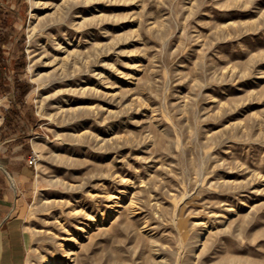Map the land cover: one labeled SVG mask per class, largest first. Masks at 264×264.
<instances>
[{
  "label": "rangeland",
  "instance_id": "374dc122",
  "mask_svg": "<svg viewBox=\"0 0 264 264\" xmlns=\"http://www.w3.org/2000/svg\"><path fill=\"white\" fill-rule=\"evenodd\" d=\"M11 186L27 264H264V0H0Z\"/></svg>",
  "mask_w": 264,
  "mask_h": 264
},
{
  "label": "crops",
  "instance_id": "0c3cea01",
  "mask_svg": "<svg viewBox=\"0 0 264 264\" xmlns=\"http://www.w3.org/2000/svg\"><path fill=\"white\" fill-rule=\"evenodd\" d=\"M24 178L25 176L21 175L17 181L22 183ZM4 209L6 207L0 205V212ZM10 212L11 218L6 216L0 220V264H27L25 224L21 215L22 210L19 211L18 216H13L17 211L15 191L12 186Z\"/></svg>",
  "mask_w": 264,
  "mask_h": 264
},
{
  "label": "built area",
  "instance_id": "2783aa9c",
  "mask_svg": "<svg viewBox=\"0 0 264 264\" xmlns=\"http://www.w3.org/2000/svg\"><path fill=\"white\" fill-rule=\"evenodd\" d=\"M29 162H30L31 165H33V164L35 165L36 162H37V158L36 157H31Z\"/></svg>",
  "mask_w": 264,
  "mask_h": 264
},
{
  "label": "trees",
  "instance_id": "16d2710c",
  "mask_svg": "<svg viewBox=\"0 0 264 264\" xmlns=\"http://www.w3.org/2000/svg\"><path fill=\"white\" fill-rule=\"evenodd\" d=\"M18 87H20V85H18ZM25 92H26V91H25ZM25 92H23L22 95L25 94Z\"/></svg>",
  "mask_w": 264,
  "mask_h": 264
}]
</instances>
